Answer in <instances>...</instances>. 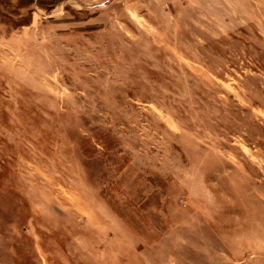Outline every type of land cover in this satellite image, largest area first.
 Wrapping results in <instances>:
<instances>
[{
  "label": "rangeland",
  "instance_id": "374dc122",
  "mask_svg": "<svg viewBox=\"0 0 264 264\" xmlns=\"http://www.w3.org/2000/svg\"><path fill=\"white\" fill-rule=\"evenodd\" d=\"M38 1L0 0V264H264V0Z\"/></svg>",
  "mask_w": 264,
  "mask_h": 264
},
{
  "label": "trees",
  "instance_id": "16d2710c",
  "mask_svg": "<svg viewBox=\"0 0 264 264\" xmlns=\"http://www.w3.org/2000/svg\"><path fill=\"white\" fill-rule=\"evenodd\" d=\"M36 2H37V4H39V1L38 0H29V4L30 5L35 4Z\"/></svg>",
  "mask_w": 264,
  "mask_h": 264
}]
</instances>
